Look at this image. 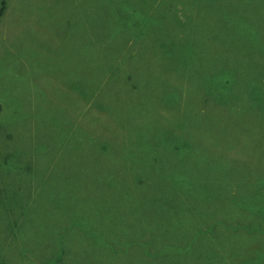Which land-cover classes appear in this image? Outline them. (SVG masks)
Masks as SVG:
<instances>
[{"label": "rangeland", "instance_id": "obj_1", "mask_svg": "<svg viewBox=\"0 0 264 264\" xmlns=\"http://www.w3.org/2000/svg\"><path fill=\"white\" fill-rule=\"evenodd\" d=\"M0 264H264V0H0Z\"/></svg>", "mask_w": 264, "mask_h": 264}, {"label": "trees", "instance_id": "obj_2", "mask_svg": "<svg viewBox=\"0 0 264 264\" xmlns=\"http://www.w3.org/2000/svg\"><path fill=\"white\" fill-rule=\"evenodd\" d=\"M3 12H4V8L1 9L0 16L3 14Z\"/></svg>", "mask_w": 264, "mask_h": 264}]
</instances>
